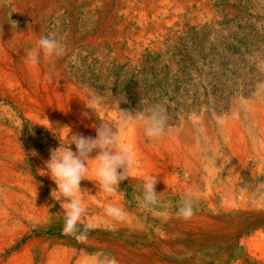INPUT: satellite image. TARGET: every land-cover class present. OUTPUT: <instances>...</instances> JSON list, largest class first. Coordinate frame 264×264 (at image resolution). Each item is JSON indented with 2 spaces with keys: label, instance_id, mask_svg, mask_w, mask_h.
I'll use <instances>...</instances> for the list:
<instances>
[{
  "label": "rangeland",
  "instance_id": "374dc122",
  "mask_svg": "<svg viewBox=\"0 0 264 264\" xmlns=\"http://www.w3.org/2000/svg\"><path fill=\"white\" fill-rule=\"evenodd\" d=\"M116 1L0 0V40L20 55L35 47L39 36L55 32L65 47L64 55L56 59V69L79 89L88 90L97 103L116 111L119 121L111 124L114 128L119 126L120 111L134 113L161 105L168 117L165 136L178 138L181 146L188 148L197 137L206 158H212L214 136L218 153L228 156L224 138L228 124L239 119L245 105L264 90V0H195L173 27L167 15H158L152 23H141L130 15L124 18ZM207 5L210 14L204 8ZM160 23L164 30L156 35ZM20 36L27 37L25 43L15 42ZM0 64L17 75L24 69L16 57ZM10 94L17 98L0 82V144L3 141L8 149H16L14 137L18 135L23 149L55 148L42 126L27 119L22 105ZM68 119L72 129H81L93 138L103 122L96 112L82 123L71 116ZM244 159L239 188L249 203L264 207V173L258 172L250 149ZM157 165L159 170L147 175L129 174L117 192L128 207L137 210V227L81 220L80 232L86 224L93 227L86 239L77 240L64 235L60 223L53 234L47 230L48 223L33 222L15 231L2 258L9 259L35 239L30 248L33 264H41L54 245L68 252L104 251L100 256L104 264L116 253L124 264H133L139 255L143 258L138 257L136 264H264V210L247 216L225 214L203 197L202 179L192 169L166 159ZM30 174L26 183L33 180L41 189L40 179ZM148 175L158 177L155 190L161 196L156 205L143 209L136 196ZM42 190L43 197L47 196ZM187 197L193 200L194 215L185 220L176 212L179 202ZM204 215L214 222L226 219V231L198 228L193 222ZM57 239L65 242L57 245Z\"/></svg>",
  "mask_w": 264,
  "mask_h": 264
},
{
  "label": "bare ground",
  "instance_id": "6f19581e",
  "mask_svg": "<svg viewBox=\"0 0 264 264\" xmlns=\"http://www.w3.org/2000/svg\"><path fill=\"white\" fill-rule=\"evenodd\" d=\"M194 1L119 0L118 4L121 8L117 10L124 18L130 15L131 19L135 18L141 23H152L157 21L158 15H167L172 20V26L173 23L183 17ZM202 1L206 2L205 0ZM204 8L210 14L209 6L207 5ZM168 24L167 22L166 25ZM163 30L164 25L160 23L155 28L156 35L163 32ZM20 37L15 42L25 43L27 37ZM2 42L0 40V63L2 61L11 62L16 57L24 64V69L20 75H17L12 73L5 66L6 64H0V82H4V87L16 93L17 98L15 95H10L15 103L18 101L22 105L25 110L24 116L33 124L42 126L48 134L49 140L55 145V148L23 149L18 135L14 137L16 149H8L3 141L0 144V157L4 159L0 162V264H25L26 262L33 264L30 248L35 239L31 241V244L24 246L21 251L15 252L9 259L4 260L1 254L13 241L15 231L27 228L33 222L44 221L48 223L47 230L53 234H55V229L59 223L64 226V212L60 207V202L56 201L54 195L51 196L56 185L48 175H41L39 172L45 169V162L50 158V150L57 149L60 146L62 148L68 146L69 142L66 140L69 139V134H81L89 137L81 129H72L68 117H74L78 119V122H81L88 119L91 113L96 112L101 116L103 122L112 124L119 120L116 111L112 107L97 103L88 90L79 89L62 71L56 69L57 58L50 59L41 56L40 63L33 67L25 59V52L21 51V54L17 55ZM254 98V101L245 105V111L237 115V117L241 115L238 117L239 119L234 120L235 122L227 126L224 138L229 152L228 156L218 153L212 135V158H206L202 156V150L199 148L198 139L195 136V138L193 137L194 145L192 148L182 147L176 137L164 135L157 141L149 140L144 135L142 125L130 122L129 126L124 129L125 131L121 133V146L133 152L130 175L150 174L154 170H159L158 161L166 159L178 163L184 168L192 169L191 171L202 179L203 197L208 199L211 204L218 206L225 214L247 216L254 212H262L264 207L261 204L249 203L246 193L239 188L241 166L248 149L251 150L253 160L258 164V172L263 171L264 173V90ZM244 119H246L245 123ZM47 120L52 125V130L49 128ZM242 123L245 124L244 127L241 126ZM17 125H19V122H17ZM65 126L67 127L61 130L59 134L55 133L56 130ZM65 141L67 144L64 143ZM210 144L208 145L210 146ZM70 148L72 151H76V149H72L73 145ZM33 150L38 153L37 156L31 154ZM95 155L94 152L92 157L94 158ZM32 172L40 179L41 189L35 187L33 180H29L32 182L29 184L24 180L25 178L30 179V173ZM24 174H26V177H24ZM94 177L95 164L90 163L89 173L86 177L88 180L81 181V189L87 191L83 194L86 213L82 220L85 223H101L103 226L109 227H137L140 221L137 210L128 207L119 193L107 195L100 192L98 185H95ZM42 189H45L47 196L43 197ZM109 203L124 209L127 215L123 221H116L106 216L104 209ZM193 223L203 230L211 228L215 231L224 232L227 227L226 219L214 222L207 215L197 217ZM62 242L65 241L57 239L56 243L62 245L60 244ZM53 248L47 251L48 253L45 254L41 264H104L103 260L100 259L101 253L104 251L89 254L85 250L75 251L70 249L71 251L68 252L63 247H56L55 245ZM57 250L62 252L58 253ZM138 257L143 258L142 255L136 256L133 264L139 261ZM120 260L119 255L116 253L110 261H105L109 262L105 264H124Z\"/></svg>",
  "mask_w": 264,
  "mask_h": 264
},
{
  "label": "clouds",
  "instance_id": "9594fccd",
  "mask_svg": "<svg viewBox=\"0 0 264 264\" xmlns=\"http://www.w3.org/2000/svg\"><path fill=\"white\" fill-rule=\"evenodd\" d=\"M64 52L65 47L62 40L57 38L55 32H49L47 35L38 37L36 46L27 50L25 59L35 67L40 63L41 56L56 59L63 56ZM120 112L121 119L118 128H114L107 122H101L95 129V138L81 134H69L68 146L50 150V158L45 162V169L39 172L41 175H48L56 185L51 196L54 195L56 201L60 202V207L64 212V235H72L77 240H84L88 230L93 227L92 224H86L84 231L80 232L78 229L86 213L83 194L87 191L81 189V181L88 180L86 177L90 163L95 164V185H98L99 191L104 194H116L121 183L127 180L132 170L133 152L121 146L123 129L127 128L130 122L141 124L144 135L154 141L161 139L167 131L168 117L166 109L161 105L139 108L134 113ZM47 122L52 130V125L48 120ZM66 127L56 130L55 133L59 134ZM71 145H75V152L71 150ZM94 152L96 155L93 158ZM31 154L38 155L35 150ZM157 183V176L148 175L144 178L140 195L136 196L141 208L149 209L157 204L161 196L155 190ZM104 212L106 216L116 221H123L127 215L122 207L112 203L105 206ZM176 215L185 220L194 215V203L191 197L179 202Z\"/></svg>",
  "mask_w": 264,
  "mask_h": 264
}]
</instances>
